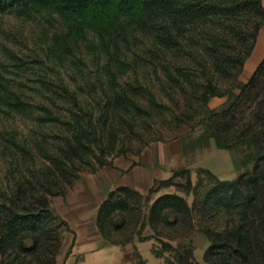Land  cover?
<instances>
[{
  "label": "trees",
  "instance_id": "trees-1",
  "mask_svg": "<svg viewBox=\"0 0 264 264\" xmlns=\"http://www.w3.org/2000/svg\"><path fill=\"white\" fill-rule=\"evenodd\" d=\"M39 13L53 15L60 28L46 40V61L54 68L56 78L50 81L43 76V97L48 104L39 106L42 115L36 116V121L43 128L60 129V135L50 140L43 133V141L35 140V147L46 163L39 187L35 189L28 182L27 192L19 185L15 194L0 203V255L12 254L13 261L28 251L43 255V236L57 221L67 228L50 207V198L63 197L64 189L87 168L91 169L88 173L94 174L110 167L113 158L126 156L122 142L116 150L119 141L116 129L122 127L116 119L124 118L129 133L136 134L134 120L142 110L139 98L152 94L139 78L124 83L122 76L154 65L153 61L158 62L161 57L176 58L186 53L193 56L194 50L209 57V62L201 63L204 69L227 74L230 69H240L248 55L242 59L230 55L223 59L215 43L226 46L227 38L208 33L204 28L209 25L223 30L239 18L252 15L261 19L250 36L255 40L264 23L261 0H0V17ZM230 35L238 40L241 32L231 27ZM204 37L209 43H205ZM186 48L191 51L185 52ZM145 61L150 62L143 64ZM90 67L95 73L93 82L87 75ZM60 69L68 70L75 86L80 90L83 85L87 91L82 94L69 89L59 76ZM7 73V66L0 63V109L28 116L32 106L10 89ZM79 80L82 85L77 83ZM208 85L215 87L211 82ZM94 87L101 93L93 91ZM211 89L209 97L200 98L202 107L212 113L207 107L211 97L225 98L227 107L210 120L208 128L215 132L209 137L218 150L244 151L240 164L243 172L228 181L202 168L199 171L212 183L203 200L193 202L188 209L182 198L165 194L154 200L149 214L154 218L165 211L181 215L196 211L198 232L208 243L202 255L205 264H264V57L246 83H238L227 93ZM59 102L65 106L63 114L52 108ZM15 144L18 151H28L24 144ZM143 144L142 149L147 147ZM177 174L174 171L171 178L155 185L168 184ZM132 196L142 197L120 187L109 192L99 206L96 227L106 243L128 244L114 243L108 234L120 229L116 216L129 207ZM177 223L178 220L173 221L170 226ZM196 224L192 221L190 225L195 228ZM26 240L32 243L31 247L25 248ZM185 242L184 246L161 242L163 249L151 247V254L163 259L164 264H198L194 260V245ZM136 258L137 264H145L139 255Z\"/></svg>",
  "mask_w": 264,
  "mask_h": 264
},
{
  "label": "rangeland",
  "instance_id": "rangeland-1",
  "mask_svg": "<svg viewBox=\"0 0 264 264\" xmlns=\"http://www.w3.org/2000/svg\"><path fill=\"white\" fill-rule=\"evenodd\" d=\"M261 5L264 9V0H261ZM260 20L256 16L248 15L232 23L231 27L241 32L238 40L230 35L231 27L222 30L219 27L208 25L204 28L208 33L221 34L222 37L227 38L226 46L218 44L219 42L215 43V48H219V51L223 53V59L229 55L240 59L248 55L240 69H230L224 75L204 69L201 63L209 62V57L194 50L193 56H188L186 53L176 58L161 57L158 62L153 61L154 65L149 64L148 67L138 68L136 72L130 71L121 77L124 83L134 82L136 77L139 78L142 84L151 91L152 96L144 95L139 98L142 110L134 120L136 134L129 133L127 126H124V118L116 119L122 126L116 129V138L119 140L116 150L122 142V148L126 153L124 158L135 164L139 161V151L143 150V142L147 146L171 143L170 165L172 169H175L172 172L178 173L168 184H156L150 194L130 197L129 207L116 216V224L121 226L120 229L108 234V239L114 243L131 244L128 246L129 250L133 249L137 255L140 254L146 264H164L163 259H156L152 256L151 247L160 251L163 249L161 242H173V244L178 243L184 246L185 241H190L195 247L194 260L198 264H205L202 261V252L205 251L208 243L205 237L198 232L199 217L196 211L188 212L187 215L165 211L153 218L149 214V209L156 198L165 194L182 198L187 203L188 209H191L193 202L199 203L203 200L212 184L211 179L199 170L205 168L213 173H219V170L228 171L229 163L219 159L222 155L229 156L228 153L221 150L211 153L215 146L213 138L209 136L215 131H210L208 128L210 120L226 109V99L211 97L207 105L208 109L212 110L209 114L200 104V98L202 95L209 97L212 92L211 88H215L219 93H227L238 83L248 81L264 57V23L258 28L256 39L253 40L250 37ZM59 28L60 23L53 15L43 13L32 14L28 17L4 14L0 17V63L7 66L6 77L10 89L32 106L30 107L32 112L28 116L10 113L4 108L0 109L1 204L15 194L19 185L27 192L30 191L28 182L35 185V189L39 187V182L42 181L41 172L46 163L39 149L35 147V140L43 141V133L50 140L60 135V129L53 126L43 128V125H38L36 121V116L42 115L39 106H43V103L48 104L43 97L41 85L43 76H47L50 81L56 78L54 68L46 61L45 54L48 45L46 40ZM202 38L203 34L199 39ZM204 38L205 43H209L207 37ZM185 50V52L191 51L189 48ZM12 58H17L18 61L14 62ZM133 59L135 60V57ZM149 62L142 63L148 64ZM167 69L169 73L166 72ZM91 70L90 67L87 75L93 82L95 73ZM183 74L185 77L182 76ZM59 76L69 89L82 94L87 91L83 90L84 87L80 80L77 82L82 85L80 90L77 85L75 86L70 80L68 70L60 69ZM208 82L215 87L208 85ZM107 86L104 82V87ZM92 90L101 93L99 88L94 87ZM92 106L97 107L94 103ZM52 108L55 112L63 114L65 106L59 102ZM15 142L24 144L28 151L26 153L18 151ZM205 144H207L206 147H200ZM240 152L244 153L243 150ZM86 171L83 174H88L91 169L87 168ZM183 171L185 173H182ZM172 172L160 170L158 174L164 179L171 178ZM242 172L243 169L239 166L236 170L228 172V177L217 176L222 177L221 180L232 181ZM73 187L69 186L64 189V194L68 195L67 201ZM105 197L106 192L103 194V199ZM62 198V196H56L49 199L50 207L61 220L63 217L57 210ZM176 220H178V225L170 226ZM192 221L197 223L195 228L190 225ZM59 222L51 225L49 232L43 236V255L37 251H28L22 253L18 260L13 261L12 254L6 253L0 255V264H66L70 249L69 241L74 235ZM31 244L29 240H26L24 246L29 248ZM128 264H137V258Z\"/></svg>",
  "mask_w": 264,
  "mask_h": 264
},
{
  "label": "crops",
  "instance_id": "crops-1",
  "mask_svg": "<svg viewBox=\"0 0 264 264\" xmlns=\"http://www.w3.org/2000/svg\"><path fill=\"white\" fill-rule=\"evenodd\" d=\"M216 150L218 149H213L211 153ZM226 152L229 156L222 155L219 159L229 163L228 171L219 170V173H213L206 170L222 177H228V172L236 170L241 164L243 153L240 150ZM171 157V143L152 144L140 152L139 161L135 164L120 156L112 160L114 162H111L110 167L113 168L103 167L94 174H80L71 185L74 187L69 192V202L68 195L64 194L57 210L67 224L69 232L74 235L69 241L66 264H128L136 258L137 252L128 248L131 244L112 245L102 239L96 227V212L106 198L103 199L105 192L107 196L117 188L126 187L143 195L155 187V182L168 179L169 177H160L158 171L175 170L170 165ZM203 253L204 251L202 255ZM142 260L146 262L143 258Z\"/></svg>",
  "mask_w": 264,
  "mask_h": 264
}]
</instances>
